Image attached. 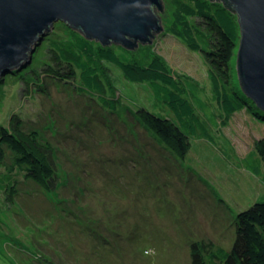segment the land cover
<instances>
[{
  "label": "rangeland",
  "instance_id": "obj_1",
  "mask_svg": "<svg viewBox=\"0 0 264 264\" xmlns=\"http://www.w3.org/2000/svg\"><path fill=\"white\" fill-rule=\"evenodd\" d=\"M160 1L162 10L156 13L162 29L151 42L129 49L117 44L116 50L143 59L156 55L178 73L198 115L211 126L214 144L190 137L186 156H175L136 113L144 106L173 117L167 106L148 83L129 82L112 63L102 72V94L114 99V107L71 81L48 76L43 38L60 40L70 30L55 22L25 62L0 75V123L37 133L36 148L54 172L53 187L46 190L11 168L12 153L5 150L0 264H188L194 241L229 249L237 213L264 200L263 170L256 175L241 164L250 151L255 157L264 118L250 105L222 124L212 69L200 50L169 34L174 6ZM206 41L200 40L205 49ZM236 52L223 86L248 99L238 79Z\"/></svg>",
  "mask_w": 264,
  "mask_h": 264
},
{
  "label": "trees",
  "instance_id": "obj_2",
  "mask_svg": "<svg viewBox=\"0 0 264 264\" xmlns=\"http://www.w3.org/2000/svg\"><path fill=\"white\" fill-rule=\"evenodd\" d=\"M171 2L174 8L169 34L177 36L191 50H200L206 58L212 69V90L223 114L222 124H226L236 111L250 105L257 110L254 115L264 118V112L253 101L244 99L237 91H228L223 86L224 82L229 81V62L235 49H238L240 39L235 11L221 0ZM200 40H207L206 49ZM44 43L47 58L43 64L45 69H49L47 75L61 82L71 81L77 90L96 95L100 103L106 106L110 104L114 107V99L102 94L106 88L102 72L108 62L119 68L129 82L148 83L173 117L153 113L144 106L137 108L136 113L143 127L150 130L175 156H186L191 145L190 137H202L214 144L215 137L210 130L212 128L198 115L199 107L188 97L189 92L185 90L184 82L179 81L178 73L170 70L158 56L152 55L149 59L128 57L124 52L116 50L117 44L104 46L72 28L67 37L58 40L48 36L43 38L41 44ZM209 120L214 121L213 118ZM37 138L38 134L33 131L27 133L21 131L18 125L10 128L0 123V166L8 148L13 157L11 168L17 167L27 177L46 185V190H50L53 187L50 177L54 172L47 162L48 157L40 155L36 148ZM254 153L255 157L250 151L243 158L242 167L256 175H260L262 169L264 176V137L255 142ZM7 180L6 173L0 176V188H5ZM47 180H50L48 184ZM235 228L234 240L229 249L212 242L191 243L188 264H264V200L240 210L236 215Z\"/></svg>",
  "mask_w": 264,
  "mask_h": 264
},
{
  "label": "water",
  "instance_id": "obj_3",
  "mask_svg": "<svg viewBox=\"0 0 264 264\" xmlns=\"http://www.w3.org/2000/svg\"><path fill=\"white\" fill-rule=\"evenodd\" d=\"M218 1V0H216ZM236 14V68L241 90L264 112V0H221ZM160 0H0V75L20 66L55 22L102 45L127 49L162 28Z\"/></svg>",
  "mask_w": 264,
  "mask_h": 264
},
{
  "label": "clouds",
  "instance_id": "obj_4",
  "mask_svg": "<svg viewBox=\"0 0 264 264\" xmlns=\"http://www.w3.org/2000/svg\"><path fill=\"white\" fill-rule=\"evenodd\" d=\"M148 253H145V255H147Z\"/></svg>",
  "mask_w": 264,
  "mask_h": 264
}]
</instances>
